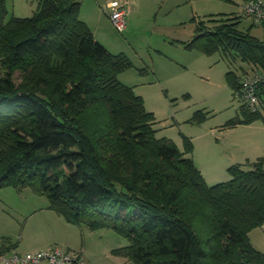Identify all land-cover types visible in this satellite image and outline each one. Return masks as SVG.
Listing matches in <instances>:
<instances>
[{
	"label": "trees",
	"instance_id": "16d2710c",
	"mask_svg": "<svg viewBox=\"0 0 264 264\" xmlns=\"http://www.w3.org/2000/svg\"><path fill=\"white\" fill-rule=\"evenodd\" d=\"M79 9L39 0L31 16L6 18L0 0V188L28 187L69 223L112 229L127 240L112 252L135 264H264L247 235L264 221L262 160L207 184L191 156L156 137L153 114L118 78L131 61L109 52ZM238 21L198 20L186 46L237 64L225 79L239 97L241 77L264 72V36ZM16 69L26 74L17 86ZM259 97L264 106L263 88ZM263 114L241 100L229 123ZM16 246L3 237L0 256Z\"/></svg>",
	"mask_w": 264,
	"mask_h": 264
},
{
	"label": "rangeland",
	"instance_id": "374dc122",
	"mask_svg": "<svg viewBox=\"0 0 264 264\" xmlns=\"http://www.w3.org/2000/svg\"><path fill=\"white\" fill-rule=\"evenodd\" d=\"M38 1L5 0L6 18L31 16ZM78 1L79 16L94 37L109 52L131 61L118 78L153 114L156 137L173 142L182 155L191 156L207 184L230 179L228 167L233 164L247 167L248 162L260 158L264 166V114L251 121L229 123L240 114L241 100L232 93L225 72L233 69L238 73L237 64L230 65L219 51L208 54L186 46L198 20L236 14L240 15V30L262 39L264 24L240 13L243 0H112L126 3V8H139L132 15L127 13L123 31L117 30L104 12L109 0ZM10 76L17 86L26 74L16 69ZM185 137L191 143L190 151ZM1 189L0 213L5 215L0 214V242L9 238L21 254L34 244L70 246L82 250L86 264V260L89 264H135L112 252L127 243L112 229L74 224H65L69 231L58 229L44 214L54 212L39 209L47 204L45 196L28 187L20 194L9 193L11 186ZM247 235L252 246L264 252V221L251 227ZM3 256H8L7 252Z\"/></svg>",
	"mask_w": 264,
	"mask_h": 264
},
{
	"label": "built area",
	"instance_id": "2783aa9c",
	"mask_svg": "<svg viewBox=\"0 0 264 264\" xmlns=\"http://www.w3.org/2000/svg\"><path fill=\"white\" fill-rule=\"evenodd\" d=\"M114 27L123 31L126 27V3L110 2L105 7ZM242 15L254 23L264 22V2L262 0H243ZM264 89V72L245 74L240 79L239 97L252 110L264 109L259 91ZM6 264H33L41 260L48 264H86L79 250L62 249L56 245L45 249L28 251L23 254L12 252L8 256H0Z\"/></svg>",
	"mask_w": 264,
	"mask_h": 264
},
{
	"label": "crops",
	"instance_id": "0c3cea01",
	"mask_svg": "<svg viewBox=\"0 0 264 264\" xmlns=\"http://www.w3.org/2000/svg\"><path fill=\"white\" fill-rule=\"evenodd\" d=\"M110 2H117V1H112V0H109L108 2H106L107 4H105V6L103 7V8H105L106 7V5H108V3H110ZM118 3H123V2H118ZM241 8H242V5H241ZM139 10V8H137V7H128L127 8V13L129 12L130 14L129 15H132V12H136V11H138ZM104 12H105V10H104ZM106 13V12H105ZM240 13L242 14V11L240 10ZM106 15H107V13H106ZM127 15V14H126ZM236 15H239V14H236ZM108 16V15H107ZM240 16V15H239ZM109 17V16H108ZM82 20H84V21H86L85 19H83V18H81ZM127 24H128V22L126 21V27H125V29L127 28ZM124 29V30H125ZM250 74V73H249ZM13 188V191H9V193H18V194H20V193H22V192H24L23 190H25V188L26 187H23V188H21V189H17V188H14V187H12ZM0 190H3V189H1L0 188ZM5 190H10V189H5ZM0 201H3L1 198H0ZM18 201V200H17ZM44 208H46V209H44ZM41 211H43V210H45L44 212H54V213H44L46 216H48L49 218H51L52 220H53V222H54V225L55 226H59L58 227V229H66L67 231H69L70 230V227H68L69 225H65V224H72V223H69V222H67L64 218H63V216H61V215H59L58 213H56L55 211H53L52 209H49L48 207H47V204L46 205H44V206H41V208H39ZM0 212H1V210H0ZM0 214H2V215H5V213H0ZM54 214V215H53ZM61 218H63V219H61ZM62 220H65V222H67V223H63V221ZM74 225H76V224H74ZM72 226V225H71ZM32 239H33V237H32ZM48 246H45V245H43V244H34V245H32V247H30L28 250H26L25 252H28V251H33V250H39V249H45V248H47ZM66 249H69V250H79V249H73V248H71L70 246H67L66 247ZM79 251H81L82 252V250H79ZM12 252H17V253H22L19 249H17V248H14V249H11V250H9L8 252H7V254L9 255V254H11ZM24 252V251H23ZM83 253V252H82ZM87 261V264H89V261L88 260H86ZM0 264H6V263H4L3 261H0ZM33 264H48L46 261H44V260H41V261H39V262H37V263H33Z\"/></svg>",
	"mask_w": 264,
	"mask_h": 264
}]
</instances>
